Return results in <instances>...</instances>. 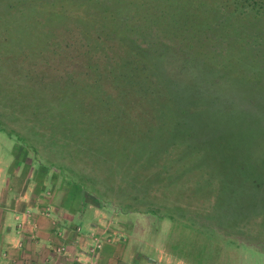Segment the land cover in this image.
I'll use <instances>...</instances> for the list:
<instances>
[{
  "label": "rangeland",
  "instance_id": "374dc122",
  "mask_svg": "<svg viewBox=\"0 0 264 264\" xmlns=\"http://www.w3.org/2000/svg\"><path fill=\"white\" fill-rule=\"evenodd\" d=\"M0 147L193 264H264V0H0Z\"/></svg>",
  "mask_w": 264,
  "mask_h": 264
},
{
  "label": "crops",
  "instance_id": "0c3cea01",
  "mask_svg": "<svg viewBox=\"0 0 264 264\" xmlns=\"http://www.w3.org/2000/svg\"><path fill=\"white\" fill-rule=\"evenodd\" d=\"M27 156L22 162L0 147V264H193L111 227L74 180L65 178L70 191L60 195L49 168Z\"/></svg>",
  "mask_w": 264,
  "mask_h": 264
},
{
  "label": "trees",
  "instance_id": "16d2710c",
  "mask_svg": "<svg viewBox=\"0 0 264 264\" xmlns=\"http://www.w3.org/2000/svg\"><path fill=\"white\" fill-rule=\"evenodd\" d=\"M168 83V82H167ZM169 95V93H168ZM169 98L171 99L170 95H169ZM230 182H232V178H230ZM235 190V189H234ZM223 193H228L227 189H223ZM234 194V193H233ZM147 212H153V213H156L157 210L156 209H147Z\"/></svg>",
  "mask_w": 264,
  "mask_h": 264
}]
</instances>
